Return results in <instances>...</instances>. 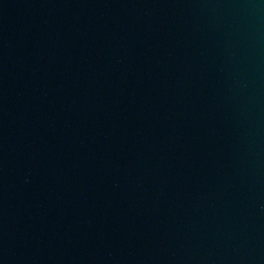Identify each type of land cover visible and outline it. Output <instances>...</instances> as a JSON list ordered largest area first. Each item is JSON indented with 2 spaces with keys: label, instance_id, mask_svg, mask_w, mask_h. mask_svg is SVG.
<instances>
[{
  "label": "water",
  "instance_id": "water-1",
  "mask_svg": "<svg viewBox=\"0 0 264 264\" xmlns=\"http://www.w3.org/2000/svg\"><path fill=\"white\" fill-rule=\"evenodd\" d=\"M0 264H264V0H0Z\"/></svg>",
  "mask_w": 264,
  "mask_h": 264
}]
</instances>
